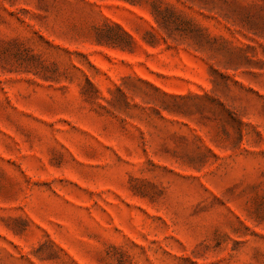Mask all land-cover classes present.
Segmentation results:
<instances>
[{
    "label": "rangeland",
    "instance_id": "rangeland-1",
    "mask_svg": "<svg viewBox=\"0 0 264 264\" xmlns=\"http://www.w3.org/2000/svg\"><path fill=\"white\" fill-rule=\"evenodd\" d=\"M0 264H264V0H0Z\"/></svg>",
    "mask_w": 264,
    "mask_h": 264
}]
</instances>
